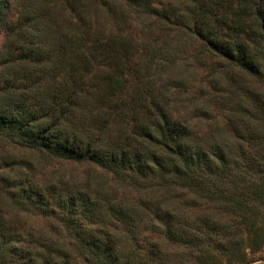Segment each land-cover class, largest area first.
Wrapping results in <instances>:
<instances>
[{
    "label": "rangeland",
    "instance_id": "374dc122",
    "mask_svg": "<svg viewBox=\"0 0 264 264\" xmlns=\"http://www.w3.org/2000/svg\"><path fill=\"white\" fill-rule=\"evenodd\" d=\"M161 2L174 6V26L167 32L157 31V20L139 14L126 0H0V88L39 85L37 91L24 93L27 110L41 115L40 99L48 100L50 94L46 87L58 84L61 70L74 65L81 46L79 31L85 28L78 13L82 8L89 19L95 18V28H104L103 39L112 34L121 42L127 37L132 53L126 60L123 87L130 95L121 94L128 124L121 112L112 109L107 117L104 112L110 109L104 111L100 105H93L88 117H106L109 132L117 137L119 129L130 130L136 120L142 128L152 120L133 103V97L145 95L149 103L151 98L162 104L168 100L171 105L165 110L193 129L192 144L206 145L221 137L222 146L235 152L226 161L228 168L216 176L220 189L200 193L182 187L158 188L152 177L134 180L115 175L119 182L92 161L47 160L38 151L18 146L13 150L18 157L25 155L24 164L36 166L29 177L33 174L34 183L51 204L48 211L14 206L13 197L0 188V214L5 220L1 233L27 253L35 245L30 240L39 234L52 239L59 234L67 251L48 254L44 264H264V138L255 141L248 133H234L230 123L234 118L241 131L262 130L252 128L251 122L264 127V84L207 51L199 39L176 24L175 17L186 8L185 0ZM162 3L155 4L161 7ZM95 36H90L89 46ZM156 42L168 46L169 66L160 63L163 54L153 50ZM100 54L107 56L103 51ZM254 110L258 119L251 114ZM214 128L223 129L215 132ZM9 146L0 135L1 165ZM52 183H60L57 188L61 190L103 197L92 209L84 210L81 203L74 209L79 235L88 232L91 240L78 242L73 228L64 223L66 211L46 190ZM116 200L136 202L139 207L123 210L122 220L119 209H109ZM101 218L108 223L101 224Z\"/></svg>",
    "mask_w": 264,
    "mask_h": 264
},
{
    "label": "trees",
    "instance_id": "16d2710c",
    "mask_svg": "<svg viewBox=\"0 0 264 264\" xmlns=\"http://www.w3.org/2000/svg\"><path fill=\"white\" fill-rule=\"evenodd\" d=\"M126 1L137 7L139 14L155 18L158 23L157 31L167 32L174 26V6L171 2ZM156 1L162 3L161 7L155 4ZM185 1L186 8L175 17L176 24L199 39L207 51L215 52L217 56L227 59L264 84V0ZM108 9L111 10L110 5ZM85 12L82 8L78 11L81 20L85 21V28L79 31L81 46L74 57L76 61L73 66L61 70L58 84L46 87L50 94L48 100L40 99L41 115L31 108L26 109L28 98L25 95L37 91L39 85L33 88L25 86L21 90L12 85L0 88V127H3L0 128V135L10 144L4 155L5 163L0 164V188L13 197L12 205L48 211L51 204L46 192L34 183L33 174L29 177V172L35 171L36 166L29 162L24 164L25 155L18 157L13 150L18 146L38 151L47 160L92 161L110 172L116 180V176L134 180L152 177L158 188L182 187L200 193L219 190L216 176L221 169L228 168L226 161L229 162L235 152L231 147L227 150L222 146L221 137H215L206 145L201 142L192 144L189 140L193 131L190 125L173 117L170 110H165L170 107V101L163 100L165 103L162 104L151 98L149 103L145 95L133 97V103L141 107L148 119L152 120L148 121L145 128L136 120L130 130L119 129L117 137L109 132L106 117L101 120L96 116L88 117L93 105H100L104 111L110 109L104 112L107 117L114 109L121 112L124 122L128 124L121 94L130 95L123 91V87L126 85V60L130 59L132 53L125 41L127 37H122L121 42L112 34L103 39L100 34L104 33V28H95V18L89 19ZM94 34H97L96 40L89 46L88 41L92 42L90 36ZM155 44L157 46L153 50L163 54L160 63L164 62L169 66L168 46L162 47L159 42ZM100 51L106 52L107 56L100 54ZM111 103L115 106H110ZM253 107L259 111L258 105ZM256 111L251 114L258 119ZM234 122L235 119L231 118L234 133H248L249 139L255 141L264 138V127L257 126L258 123L251 122L252 128H262L255 130L254 134L252 131L239 130ZM222 129L213 130L219 132ZM108 135L113 139H106ZM14 170L20 173L13 174ZM206 173L207 180L204 179ZM122 183L127 185L124 181ZM52 185L46 190L51 191V198L55 197L61 210L66 211L63 221L68 228H73L71 233L79 237L77 241L80 243L91 240L87 238L88 232L79 235L80 226L74 216V209H78L80 203L84 210L92 209L93 206H98L103 197L92 196L85 191L82 194L80 190L78 193L68 189L61 190V187L57 188L61 186L60 183ZM123 201L118 203L116 200L109 204V209H119L118 213L122 215V211L127 208L139 207L136 202L124 204ZM0 213L3 212L0 210ZM94 217L98 219L97 216ZM121 217L125 220L123 215ZM99 221L101 224L108 223L105 218ZM4 222V215L0 214V264H44L48 254L67 251L65 244L58 239L59 234L52 239L51 235L45 233L39 234L36 240H30L35 245L27 253L20 249L17 241L13 242L11 237L1 233ZM42 247L44 250L40 252Z\"/></svg>",
    "mask_w": 264,
    "mask_h": 264
}]
</instances>
